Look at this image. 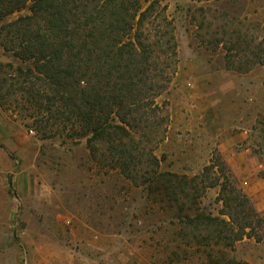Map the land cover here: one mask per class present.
<instances>
[{"label": "rangeland", "instance_id": "1", "mask_svg": "<svg viewBox=\"0 0 264 264\" xmlns=\"http://www.w3.org/2000/svg\"><path fill=\"white\" fill-rule=\"evenodd\" d=\"M138 1L141 10L150 7L140 24L148 69L121 107L134 103L129 121L142 170L152 151L160 171L196 176L186 213H229L230 227L207 244L212 228L184 226V212L170 208L163 192L108 164L109 143L98 142L93 157L85 135L64 136L67 118L49 128L51 137L31 126L28 93L16 87L8 94L10 79L4 83L6 64L27 63L2 43V27L29 14L27 4L0 16V264H264V0ZM97 3L65 5L81 11ZM225 177L227 191L246 195L245 207L223 210L220 187L211 183Z\"/></svg>", "mask_w": 264, "mask_h": 264}, {"label": "trees", "instance_id": "2", "mask_svg": "<svg viewBox=\"0 0 264 264\" xmlns=\"http://www.w3.org/2000/svg\"><path fill=\"white\" fill-rule=\"evenodd\" d=\"M99 1L96 8L80 11L79 8H67L66 0H0V16L27 4L30 12L2 27L8 29V37L2 42L4 48L22 63H27L14 68L6 64L11 70L9 76L4 77V83L10 79L6 91L9 94L18 88L22 94L28 93L22 97L23 107L32 110L29 113L31 126L37 128L43 137H51L53 131L49 128L58 119L67 118L72 126L67 128L69 132L64 136L76 140L85 135L91 156L96 157L100 148L98 142L109 143V157H103L112 168L118 167L120 173L132 182L146 184L154 194L163 192L170 208L178 214L184 212L181 215L184 226L212 228L205 241L209 244L215 237L217 243L222 238V228L231 225V214L224 219L198 211L186 213L185 209L194 208L193 202L186 208L185 203L196 176L189 178L160 171L159 159L152 151L145 155L147 169L142 170L143 157L129 121L136 109L132 108L134 103L121 107L129 95H134L135 83L143 80L148 69L149 45L140 24L150 7L141 10L138 0L129 3L125 0ZM125 17L134 20V24L126 22ZM35 91V96H31ZM212 165L205 166L202 174L209 173ZM217 181L216 178L211 185L220 187L218 198L223 210L228 208L231 212L234 205L246 206V195L226 190L228 177ZM167 189H170L168 193L163 191ZM244 233L243 229L232 239H240ZM175 234L185 235L179 229ZM214 264L239 262L232 258L215 259Z\"/></svg>", "mask_w": 264, "mask_h": 264}]
</instances>
